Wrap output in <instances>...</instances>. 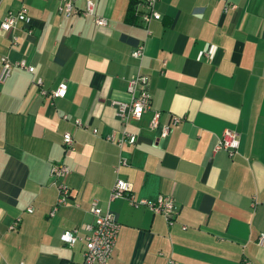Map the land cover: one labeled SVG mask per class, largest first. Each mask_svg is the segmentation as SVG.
Instances as JSON below:
<instances>
[{
    "label": "crops",
    "instance_id": "1",
    "mask_svg": "<svg viewBox=\"0 0 264 264\" xmlns=\"http://www.w3.org/2000/svg\"><path fill=\"white\" fill-rule=\"evenodd\" d=\"M93 1L104 26L81 15L84 0L70 16L58 13V0H0V22L27 11L0 29V57L34 66L0 82V264L81 262L83 240L59 235L92 221V201L120 224L106 264H264V0H154L161 18L148 22L144 0ZM140 45L143 56L133 58ZM136 74L148 78L150 108L121 122L114 102L131 100ZM34 77L47 90L64 81L65 96H42ZM156 110L161 124L180 119L165 138L149 127ZM225 129L239 139L231 157L213 151ZM110 134L136 139L118 146ZM120 157L126 164L115 173ZM58 162L70 167L69 197L50 217ZM117 176L136 198L171 195L173 224L109 200Z\"/></svg>",
    "mask_w": 264,
    "mask_h": 264
},
{
    "label": "built area",
    "instance_id": "2",
    "mask_svg": "<svg viewBox=\"0 0 264 264\" xmlns=\"http://www.w3.org/2000/svg\"><path fill=\"white\" fill-rule=\"evenodd\" d=\"M58 13L70 16L74 11V0H58ZM149 10L140 14V18L143 22H148L151 19L159 20L161 15L155 11L151 6L154 0H144ZM234 7V6H233ZM27 11L21 8L17 11H8L0 22V29L3 31L9 30L16 24L17 21L27 19ZM84 17H90L96 26H104L107 20L103 17L96 16L94 14V1L84 0V9L81 12ZM143 46H137L131 52L133 58L139 59L143 56ZM13 68L23 69L31 74L34 73V66L27 64L24 59L17 61H10L6 56L0 57V82H3L11 73ZM33 85L39 89L42 96L48 98H63L66 94L67 84L62 81L54 89L47 90L43 88L42 80L39 77L33 78ZM127 91L130 94L131 100L128 103L114 102L116 115L121 122L126 119H139L142 114L150 108L151 95L148 91V78L143 74H136L131 76L128 80ZM160 112L154 111L149 121V127L151 129H158L159 136L165 138L168 136L170 126L178 123L180 119L178 117L172 118L168 124H161ZM76 124L80 125V122L76 120ZM135 136L132 134H124L119 139L115 140L114 135L110 134L106 136V140L115 142L120 146L124 141L133 144L135 142ZM72 135L70 132H64L62 134V144L65 148L72 146ZM239 148V139L237 134L231 130L225 129L217 138L213 151L224 150L229 157L233 156ZM126 160L119 158L117 165L114 167L115 173H118V167L125 165ZM70 172V167L63 163H53L50 167V176L52 177V183L57 188V197L54 205L49 211V216L52 217L58 211V209L65 205L67 198L69 197V188L63 182V179ZM116 198H124L130 206L133 208L145 207L152 213L159 214L164 217L168 225H172L174 222V216L176 213V206L174 198L171 195L159 194L153 199L136 198L132 192L131 185L128 181L116 177L115 181L110 189L109 200ZM26 212L31 213L32 207L28 206ZM89 213L92 215V221L83 223L77 228L71 230H65L59 235L61 242L72 245L76 240H83L84 249L82 254V261L79 263L62 262V264H106L109 260L112 250L115 245V241L120 229V224L116 220V217L109 210H102L96 201H92ZM20 221V217L15 218L13 223L9 226V229L15 228ZM185 228V226H182ZM82 232V233H81ZM258 244H264V233H261L257 240ZM171 260H168L165 264H171ZM246 264H252L250 261H245Z\"/></svg>",
    "mask_w": 264,
    "mask_h": 264
}]
</instances>
